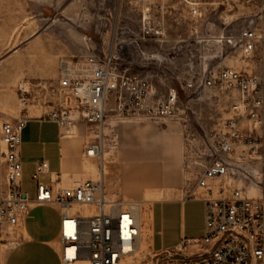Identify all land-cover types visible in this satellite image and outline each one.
Segmentation results:
<instances>
[{"label": "rangeland", "instance_id": "374dc122", "mask_svg": "<svg viewBox=\"0 0 264 264\" xmlns=\"http://www.w3.org/2000/svg\"><path fill=\"white\" fill-rule=\"evenodd\" d=\"M138 2L0 0V122L19 117L44 120L53 106L51 87L57 82L62 58L91 53L104 56L114 50L120 66L147 76L159 97H164L171 87H178L180 102L176 117L151 120L111 113L101 131L79 124L63 142V148L69 142V158L80 159L84 179H98L103 172L109 198L141 203L145 220L142 248L129 264H169L157 261L156 251L150 245L153 204L158 200L188 197L210 159L203 151L210 146L223 121L232 115L236 93L204 88L198 85L200 80L210 71L223 67L247 70L264 79V61H259V52L246 55L239 40L242 30L262 25L264 3L261 0H149L156 29H161L162 36L160 40L137 42L141 31ZM191 3L198 7L197 15H190ZM191 81L196 87L183 92L181 87ZM176 139L182 143L180 151L172 145ZM91 142L104 144L103 150L109 153L108 162L102 157L94 160L82 157L81 151ZM60 146L55 122H28L24 132L22 185L30 198L36 195L37 181L33 178L36 164L48 161L52 169L58 168ZM246 161L260 167L259 161L250 156ZM250 178L254 179L253 174ZM49 179V175L41 176L44 182ZM73 181L72 184L79 180ZM249 182L245 179L242 185L248 186ZM248 189L253 196L264 193L263 185ZM31 208L28 219L31 234L37 240L55 238L59 232V208L36 203ZM159 211L158 208V221ZM204 222V203L190 201L185 215L187 236H201ZM161 228L158 225V230ZM177 230L183 231L182 211L178 221L165 229L167 242ZM157 235L160 246L162 234ZM33 247L45 249L39 252ZM51 248L52 245L24 244L13 260L17 264H59Z\"/></svg>", "mask_w": 264, "mask_h": 264}, {"label": "built area", "instance_id": "2783aa9c", "mask_svg": "<svg viewBox=\"0 0 264 264\" xmlns=\"http://www.w3.org/2000/svg\"><path fill=\"white\" fill-rule=\"evenodd\" d=\"M152 8L149 0L136 4L141 27L137 42L161 39ZM189 13L197 15L198 7L191 3ZM239 40L243 53L259 52V59L264 61V22L259 28L242 30ZM263 81L259 75L234 67L210 71L200 80L198 85L204 88L230 90L237 98L231 105L232 115L223 121L203 151L210 159L187 197L204 202V235L155 253L157 261L264 264V193L253 196L248 189L264 186ZM196 85L191 81L181 90L188 92ZM51 94L53 106L44 120L55 122L64 136L72 135L79 124L101 131L111 113L151 120L169 119L179 113L178 87H171L159 97L147 76L120 66L114 50L104 56L91 53L62 58ZM29 120L19 117L0 122V238L21 227L33 203L57 205L61 264H129L142 248L145 220L141 203L109 198L102 175L72 186L60 185L61 175L45 183L41 176L49 173L48 161L36 164V195L30 198L22 185L23 135ZM103 145L87 143L83 156L100 158ZM247 156L259 161L260 167L246 161ZM245 179L250 180L248 186L242 185Z\"/></svg>", "mask_w": 264, "mask_h": 264}, {"label": "crops", "instance_id": "0c3cea01", "mask_svg": "<svg viewBox=\"0 0 264 264\" xmlns=\"http://www.w3.org/2000/svg\"><path fill=\"white\" fill-rule=\"evenodd\" d=\"M261 56V53H259V57ZM261 61V59H259ZM29 121H47V120H29ZM25 132V131H24ZM60 139H61V146H60V162L59 167L52 169L51 164L49 163V173L44 175H49L50 179L49 181L45 183H51V179H56L58 175H61L60 179V185L62 186H72L75 185L81 181H84L86 179L83 178L84 176V169L82 164L80 163V159L78 157H72L69 158V142L67 141L65 143V147L63 148V142L64 140L69 139L70 137L64 136L62 132L60 131ZM24 139V135H23ZM181 141L180 139H176L172 142V145L174 148H176L178 151L181 149ZM84 150V149H83ZM83 150L81 151V155L85 160H94V159H88L83 156ZM22 153H23V146H22ZM181 154V153H180ZM104 162H108L109 160V153L104 151ZM23 159V157H22ZM24 163V161H23ZM25 165V163H24ZM83 178V179H82ZM79 181H75V180ZM91 179V178H88ZM75 181V183L72 184V181ZM43 181V180H42ZM73 181V182H74ZM44 182V181H43ZM106 184V183H105ZM25 191V190H24ZM34 198V197H33ZM190 201H202V200H193L189 198H173V199H167V200H158L155 204H153L152 210H151V219H150V230H151V242L150 245L152 246V249L154 251L160 252L165 249H170L175 247L176 245H179L182 241L185 239H191V238H201L204 235V232L199 237L194 236H187L186 234V225H185V215H186V209L187 204ZM203 202V201H202ZM204 203V202H203ZM59 208L57 205H51ZM159 208V214L160 218L158 221L157 217V209ZM205 209V206H204ZM60 211V208H59ZM179 211L183 216V231L174 232V236L170 239L169 242H167L165 238V229L169 226L172 227V224L178 221L179 217ZM32 214V211L29 215V217L25 220V222L21 225V227H18L15 232H9L5 233L0 238V264H17L15 260H13V257L16 256L17 252L24 244H37L39 246H45V245H52V251L53 253L58 257L59 264H61L60 261V250H61V244H60V222H59V232L58 235L53 239H40L37 240L30 232L28 228V219L30 218ZM205 224V222H204ZM158 225H160L161 230H158ZM162 234V242L160 246H158V239L157 234ZM35 251H44L45 247H33Z\"/></svg>", "mask_w": 264, "mask_h": 264}, {"label": "bare ground", "instance_id": "6f19581e", "mask_svg": "<svg viewBox=\"0 0 264 264\" xmlns=\"http://www.w3.org/2000/svg\"><path fill=\"white\" fill-rule=\"evenodd\" d=\"M230 42V41H229ZM232 42V41H231ZM68 137H71V135L70 136H68ZM104 150L102 151V154H101V156L100 157H102V159L104 158ZM95 159V158H94ZM100 175H102V177H104V173L103 172H100L99 173Z\"/></svg>", "mask_w": 264, "mask_h": 264}]
</instances>
